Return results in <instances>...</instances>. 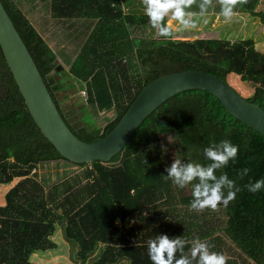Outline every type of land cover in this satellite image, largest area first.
<instances>
[{"label": "trees", "instance_id": "obj_1", "mask_svg": "<svg viewBox=\"0 0 264 264\" xmlns=\"http://www.w3.org/2000/svg\"><path fill=\"white\" fill-rule=\"evenodd\" d=\"M1 1L53 98L49 79L63 95L86 90L80 113L90 115L89 124L74 121L73 109L66 113L54 99L70 130L84 142L108 135L144 86L174 72L199 71L226 82L240 76L250 86L246 99L264 110V53L254 39L149 36L148 18L144 11H135L131 0ZM200 2L188 11L199 14ZM260 3L246 0L234 10L241 7L264 26ZM214 12L221 7L212 0L205 13ZM138 31L147 33L135 36ZM67 46L75 49L71 56ZM63 57L68 70L55 64ZM64 75L72 82L69 91L62 83ZM111 111L114 117L99 126L96 118ZM170 136H175L174 144ZM225 139L238 146L237 158L216 174L226 173L240 191L227 207L219 205L225 214L219 227L207 220L208 209L201 214L190 210V189L166 179L165 169L173 162L170 151L184 163L206 165L203 149ZM50 162L80 171L57 172L54 182L50 177L36 179L35 170ZM245 168L248 174L241 179ZM16 179L0 205V264H34L36 252L56 248L52 238L58 227L76 264H151L147 242L160 234L189 241L185 255L198 237L224 255L230 241L254 264H264V189L253 194L245 187L264 179V136L235 119L207 91L189 90L168 100L109 163L77 165L41 133L0 47V187ZM227 264L237 262L227 259Z\"/></svg>", "mask_w": 264, "mask_h": 264}, {"label": "water", "instance_id": "obj_2", "mask_svg": "<svg viewBox=\"0 0 264 264\" xmlns=\"http://www.w3.org/2000/svg\"><path fill=\"white\" fill-rule=\"evenodd\" d=\"M0 47L29 113L57 152L73 164L109 163L120 154L142 123L174 96L203 90L215 96L235 119L264 136V110L242 97L228 82L199 71L160 76L138 93L116 127L87 143L70 130L38 67L0 0ZM58 64V60L55 62ZM60 71V67H58ZM56 71L53 72L55 74ZM61 100V98H59Z\"/></svg>", "mask_w": 264, "mask_h": 264}, {"label": "clouds", "instance_id": "obj_3", "mask_svg": "<svg viewBox=\"0 0 264 264\" xmlns=\"http://www.w3.org/2000/svg\"><path fill=\"white\" fill-rule=\"evenodd\" d=\"M196 0H142L144 15L148 23L155 30V35L164 39H171L174 30L171 27L175 22L181 30L197 28L192 19L195 13L188 11ZM246 0H218L221 7V15L225 19H231L234 9L238 4ZM212 0H201L199 4L200 14L203 15ZM59 61V60H58ZM86 91V90H85ZM169 143L174 144L175 136L168 138ZM238 146L229 140H222L203 149V155L207 163H184L177 155L170 167L165 169V178L170 180L179 189H190L192 200L190 210L202 212L206 209L217 210L223 204L225 207L236 198L240 188L226 173L216 174L237 158ZM245 168L240 172L243 179L248 174ZM250 193H257L264 189V179L250 182L245 186ZM189 241L182 236L170 238L166 234L156 235L147 242V252L151 264H227V257L215 251H211V245L198 237L191 241L189 254H184V249ZM180 254L177 257V254Z\"/></svg>", "mask_w": 264, "mask_h": 264}, {"label": "rangeland", "instance_id": "obj_4", "mask_svg": "<svg viewBox=\"0 0 264 264\" xmlns=\"http://www.w3.org/2000/svg\"><path fill=\"white\" fill-rule=\"evenodd\" d=\"M134 2L135 11L140 10L144 11V7L142 3V0H131ZM139 1V2H138ZM140 3V6H139ZM215 3H218V0H215ZM131 8V7H130ZM125 12L128 13L127 6L124 5ZM38 10V9H37ZM36 10V11H37ZM258 11H264V0H261L260 5L257 8ZM35 11V12H36ZM196 15L192 17V19L196 22L197 28L192 30H181L177 31L179 26L172 22L171 27L174 30V39L176 40H196V39H202V38H226V39H254L256 42V46L260 52L264 53V26L261 25L260 21L253 16H251L249 13L245 12L241 7L234 10V15L231 19H225L220 13L221 12H214V14H207L204 13L201 15L198 14L196 11H192ZM141 13V12H140ZM35 15V14H34ZM39 14L35 16V18H38ZM50 29H53V25ZM152 28H149L147 30L149 36L154 35V37H157L155 35V30L151 31ZM146 32V33H147ZM143 33V31H138L135 36H140ZM49 32L45 33V35H48ZM143 35V36H144ZM159 38V37H157ZM56 40H53L51 44H55ZM65 52L67 54L74 53L75 49L73 47H65ZM63 49V50H64ZM71 56V55H70ZM59 60L58 63L62 66V68L68 70L69 65L68 61L64 59ZM59 81V78H58ZM71 79L68 78L67 75H64L62 77V83L65 89L69 91V87L72 82ZM229 84L242 96V97H248V94L250 93V86L248 82L242 81L240 76H231L228 80ZM84 89H81L80 91H72L68 92L65 95L61 97L60 105L61 108L67 113L68 111L73 109V112H75L74 121H77L78 123H82V120L84 124H89L92 122L93 119L90 118V115L88 113H80L82 112L81 105L86 104V97L83 94ZM79 112V113H76ZM114 117V111L106 112V113H100V115L96 118L99 126L104 127L107 124V120ZM95 119V120H96ZM95 122V121H94ZM170 156V160H174V151L168 152ZM172 164V162H171ZM37 176L36 179L39 181L42 180L45 177H50V181L54 182L55 179L57 180V172H65L68 171V173L75 174L79 170L76 166H64L62 162H50V163H43L41 164L36 170ZM32 176V175H31ZM63 177V175H62ZM20 179H16L13 181V183L10 186H1L0 187V205L5 204L4 196L7 193V191L13 187ZM209 210V218L207 219L210 224L223 226V219L225 218L224 209L222 206H218V209L213 211ZM199 213V212H198ZM201 214V213H199ZM209 224V225H210ZM211 225V226H212ZM53 241L56 244V248L53 250L45 251V252H36L32 256V260L34 264H76L71 258L70 255V248L63 236L62 229L60 227L57 228L55 235L53 236ZM223 251L225 255L228 257L229 260H235L237 264H254L251 260L247 259L235 246L229 241L227 246L223 247Z\"/></svg>", "mask_w": 264, "mask_h": 264}, {"label": "flooded vegetation", "instance_id": "obj_5", "mask_svg": "<svg viewBox=\"0 0 264 264\" xmlns=\"http://www.w3.org/2000/svg\"><path fill=\"white\" fill-rule=\"evenodd\" d=\"M59 64V63H58ZM48 83L50 84V87L52 89V92H53V95H54V98L53 99H56V101H59V98H61L63 96V94L60 93V91L58 90V87L57 85H55L54 83V80L52 79H49L48 80ZM51 94V93H50ZM52 96V95H51ZM53 97V96H52ZM60 102V101H59ZM77 122V121H76ZM78 123V122H77Z\"/></svg>", "mask_w": 264, "mask_h": 264}, {"label": "built area", "instance_id": "obj_6", "mask_svg": "<svg viewBox=\"0 0 264 264\" xmlns=\"http://www.w3.org/2000/svg\"><path fill=\"white\" fill-rule=\"evenodd\" d=\"M83 94H84V96H85V97L87 96V94H86V91H85V90H84Z\"/></svg>", "mask_w": 264, "mask_h": 264}]
</instances>
